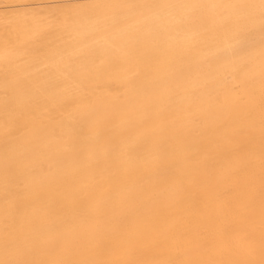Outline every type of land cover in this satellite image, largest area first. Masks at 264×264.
I'll return each mask as SVG.
<instances>
[{
  "label": "bare ground",
  "instance_id": "bare-ground-1",
  "mask_svg": "<svg viewBox=\"0 0 264 264\" xmlns=\"http://www.w3.org/2000/svg\"><path fill=\"white\" fill-rule=\"evenodd\" d=\"M0 264H264V0H0Z\"/></svg>",
  "mask_w": 264,
  "mask_h": 264
}]
</instances>
